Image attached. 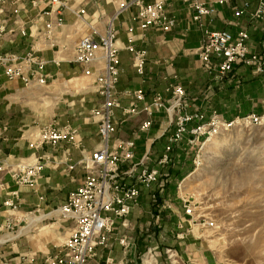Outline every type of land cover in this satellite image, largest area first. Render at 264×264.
Here are the masks:
<instances>
[{
  "label": "built area",
  "instance_id": "2783aa9c",
  "mask_svg": "<svg viewBox=\"0 0 264 264\" xmlns=\"http://www.w3.org/2000/svg\"><path fill=\"white\" fill-rule=\"evenodd\" d=\"M191 10V24L201 32L202 38L198 48L193 53L201 62L203 71L210 74L218 82H222L232 74L236 66L250 68L257 76L264 75V45L261 51H252L248 41L250 35L247 29H241L236 35L228 30H213L210 28L208 18L218 13L214 5H208L201 0H182ZM105 4H113L112 14L105 16L99 14L98 23H103V30L98 29L89 21L91 16L88 4H77L75 0H31L34 8L40 9L39 16L45 19L44 27L39 28L33 22L18 25V29L11 28V36H33L35 42L29 51L22 55L0 53V67L9 81L22 80L26 88L33 85L46 86L48 77L45 69L48 61L42 56L47 50H59L58 39L65 26L64 14L70 13L75 17V25L79 30L86 32L74 42L73 62L81 67L82 75L93 86L100 97L99 105L90 111V119L98 126L100 142L93 152L83 155L85 176L79 186L73 190L68 201L47 212L41 211L38 206L35 211L19 214V206L14 201L17 192L9 194L4 206L8 215L6 224L0 227V234L11 235L14 238L23 237L25 230H37L46 221L70 224L69 235L59 244L54 245L45 254L43 262L38 264H88L97 256V250L112 249L119 226L133 229L129 223L132 211L139 205L141 189H158L160 200L154 196V205L157 210L171 209L172 201L167 197L166 186L170 183V174L164 169L172 162V152L176 145L188 137L186 155H190L199 139L211 135L212 131L222 127H229L233 122L251 126L261 123L264 116L249 114L239 116L235 121H226L218 114L212 112L209 117L200 111H191L193 99L186 89L179 83H168L163 91L155 92L152 102L140 108L139 104L146 100L143 89L121 91L118 89L121 67L122 50L131 54L132 67L136 74L146 81L149 76L148 57L145 49L138 48L135 28L138 27L144 34L150 29L163 33L171 32L178 24L172 15L167 0H104ZM26 0H0V15L10 8L12 17L19 18L20 12L25 10ZM216 4H225L218 0ZM135 10L131 17L132 25L128 28V43L122 49L118 46L120 32L117 27L119 18ZM241 11H236L239 17ZM94 15V14H93ZM256 21H264V0H259L257 9L252 15ZM4 31V26L0 30ZM59 63V61H55ZM126 98H132V105L124 107ZM122 109L127 117L140 115L143 111L147 118L141 122L133 139L120 141L114 139L121 124L129 118L119 119L117 111ZM163 111L167 116V128L162 131L161 137L166 136L169 129L173 132L168 136L164 152L152 167L151 150L147 149L142 158L135 162L136 141L141 134L147 133L154 125L155 112ZM28 145L34 151L45 147L52 149L67 144L85 152L80 130L71 124L58 125L50 123L41 127L31 135ZM67 162L70 161V150H66ZM50 154H43L33 164L24 161L9 162L10 157L0 161V173L9 175L21 187L35 189L39 186L42 171L48 161L52 160ZM13 160H15L13 158ZM69 166V170H74ZM43 200V197H40ZM184 215L190 222V231L197 229L214 228L212 218L205 214H197L192 202L182 199ZM33 218H41L33 222ZM158 227V224L155 226ZM150 241L153 237H150ZM2 241H7L3 240ZM119 243L124 247L125 255L135 246V242L128 235H122ZM164 254L168 264H197L196 259L188 262L180 261L179 253L173 248H166ZM141 264H164L159 260L158 252L147 247L141 256ZM1 264H12L4 260ZM105 264H133V262H116L107 258Z\"/></svg>",
  "mask_w": 264,
  "mask_h": 264
},
{
  "label": "crops",
  "instance_id": "0c3cea01",
  "mask_svg": "<svg viewBox=\"0 0 264 264\" xmlns=\"http://www.w3.org/2000/svg\"><path fill=\"white\" fill-rule=\"evenodd\" d=\"M153 1L146 0L149 3ZM201 1L217 8L218 13L208 18L211 29H224L236 35L245 28L250 35L248 44L251 50L261 51L264 45V21H256L252 18L259 0H224L225 4L223 5L216 4L218 0ZM75 2L88 4L91 14L89 21L100 30H103L104 24L98 23L99 14H105L108 17L107 15L112 14L115 7L113 4H105L104 0H75ZM113 2L116 5V0ZM167 4L178 22L171 32L163 33L156 29H150L143 34L138 27L135 28L138 38L135 45L147 51L148 78L143 81L136 74L132 67L131 54L122 50L120 56L123 73L120 76L118 89L121 91L143 89L146 93V100L139 104L142 109L152 102L155 92L163 91L168 83L176 82L186 89L189 96L197 92L201 93L203 89H206L205 92L209 91L208 95L213 94V99L219 104L220 114L226 121H232L250 112L264 114V106L258 105V103H264V97L258 93L259 90L264 91V75L257 76L250 68L238 65L226 80L207 86L206 79L212 82L215 79L203 71L201 62L193 53L200 45L202 34L190 22L191 10L182 0H167ZM238 10L242 14L236 17L235 12ZM39 12L40 9L31 5V0H26L25 10L20 12L16 23V18L12 17L10 8H7L5 14L0 15V28L4 26V31L0 30V53L22 55L31 49L35 42L33 38L35 32H33V36H11L8 30L18 29V25L23 23L30 26L33 20L36 26L43 28L45 19L39 16ZM134 13L135 10H131L117 21L120 32L118 46L122 49L128 43L127 32L132 25L131 17ZM64 21L63 33L58 39L59 50H47L42 53V56L48 61L45 69L48 84L61 90L65 88L61 83L63 80L73 83L71 84V94L58 93L57 105L52 111L43 105L37 108L33 107L41 100L37 90L44 86L33 85L31 88H26L22 80L9 81L3 68L0 67V161H5L10 157L8 160L12 163L24 161L33 164L43 154H50L53 157L45 165L39 186L35 189L18 186L9 175L0 173V227L6 224L9 212L4 206V202L13 192H17V197L13 198L19 206L17 215L33 212L38 206L41 207V211L47 212L65 204L70 193L79 186L85 176L83 155L89 156L100 140L98 126L89 117L90 111L99 105L100 97L88 80L83 77L81 67L73 62L74 42L86 32V29L79 30L78 26L74 24L75 17L68 12L64 14ZM55 61H59V63L57 64ZM199 71L202 74L200 78H198ZM88 89L91 92H88ZM246 89L249 90L247 95L244 94ZM242 102L252 104L250 112L242 113ZM132 103V98H126L124 107H129ZM255 105L259 107L256 110H254ZM260 108H262V112H260ZM117 117L129 119L121 124L114 139L127 141L133 139L134 132L138 130L147 115L143 111L138 116L127 117L120 109L117 111ZM153 120V127L147 133L141 134L136 141L134 160L138 162L146 150L150 149L152 167L157 166L156 163L167 145L168 136L173 132V129L170 128L167 135L161 137L162 131L167 128L165 112H155ZM50 123L61 126L69 123L78 128L85 148L84 154L81 150L71 148L67 144H62L56 149L51 147H45L40 151L31 149L28 145V142L32 140L31 135ZM188 137L175 146L172 152V162L166 169L170 171L183 169L182 158L186 156ZM67 149L71 153L68 162L66 161ZM69 166H74V170H69ZM169 184H171V180ZM166 188V191L171 189L169 185ZM141 190L139 205L129 217V223L133 229L129 230L119 226L113 236V248L106 250L99 248L97 256L88 264H105L107 258H113L116 262L121 263L138 264L136 261L138 249L142 246L135 241L136 231L142 232L143 225L150 224L149 218H152L151 229L153 230V240L149 245L158 251L159 260L165 255V249L170 247L181 255L184 262L195 257L206 261L204 249L200 246L197 247L196 243L192 242L189 219L185 217L184 209L176 197L172 196L170 192L167 193L168 199L172 201V208L162 211L156 209V214H154L146 208V197L143 193L145 190ZM40 197H43V200H40ZM151 202L154 203V195ZM157 224L158 227L155 231L154 228ZM69 231L70 224L53 223L49 229L42 228L34 235L26 236L23 239L12 238L2 241L3 235H0V264L4 260H10L12 264L43 262L45 254L54 245L62 242L69 235ZM122 235H128L135 242L132 251H129L127 255H125L124 247L119 243ZM161 262L164 263L162 260Z\"/></svg>",
  "mask_w": 264,
  "mask_h": 264
},
{
  "label": "rangeland",
  "instance_id": "374dc122",
  "mask_svg": "<svg viewBox=\"0 0 264 264\" xmlns=\"http://www.w3.org/2000/svg\"><path fill=\"white\" fill-rule=\"evenodd\" d=\"M200 76L202 74L199 71L198 78ZM205 82L209 86L218 81L206 79ZM61 83L65 87L61 90L51 84L38 89L41 100L33 107L43 105L52 111L57 105L59 92L72 93L73 83L69 80ZM205 90L190 93V98L193 99L191 111H200L206 117L214 111L220 114L214 95H208L209 91ZM88 92L91 90L88 89ZM248 93L249 90L246 89L244 94ZM258 93L264 97V91L259 90ZM241 104L242 113L250 112L251 103ZM258 105L264 106V103ZM258 105H255L254 110L259 108ZM260 110L262 112V108ZM253 113L264 116L255 112L247 115ZM211 133L210 136L201 137L190 155H186V159L182 158L183 169L163 171L170 172L171 175V184H168L171 189L166 193L174 195L182 208V199L192 202L197 214H205L215 223L214 228L201 230L195 227L192 230V242L204 249L207 259L193 258L197 264H264V120L251 126L233 122L229 127H222ZM143 193L146 208L156 214V207L151 200L153 195L160 200L157 187ZM149 221L150 224L143 225L142 232L136 231L135 241L142 246L138 247V264L142 262L140 255L150 246V237H153L152 218ZM53 223L62 224L60 221L43 222L37 230H25V235L18 239L32 236L42 228L49 229ZM14 237L7 235L1 238L9 240ZM161 260L168 264L165 255Z\"/></svg>",
  "mask_w": 264,
  "mask_h": 264
},
{
  "label": "bare ground",
  "instance_id": "6f19581e",
  "mask_svg": "<svg viewBox=\"0 0 264 264\" xmlns=\"http://www.w3.org/2000/svg\"><path fill=\"white\" fill-rule=\"evenodd\" d=\"M40 220H41V218H33V219H32L33 222H38V221H40Z\"/></svg>",
  "mask_w": 264,
  "mask_h": 264
},
{
  "label": "water",
  "instance_id": "95a60500",
  "mask_svg": "<svg viewBox=\"0 0 264 264\" xmlns=\"http://www.w3.org/2000/svg\"><path fill=\"white\" fill-rule=\"evenodd\" d=\"M154 230L156 231V230H157V228L155 227V228H154Z\"/></svg>",
  "mask_w": 264,
  "mask_h": 264
}]
</instances>
